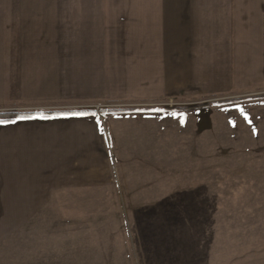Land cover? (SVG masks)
Here are the masks:
<instances>
[{
	"label": "crops",
	"instance_id": "crops-1",
	"mask_svg": "<svg viewBox=\"0 0 264 264\" xmlns=\"http://www.w3.org/2000/svg\"><path fill=\"white\" fill-rule=\"evenodd\" d=\"M260 96L264 0L0 4V112L92 111L0 124V221L34 219L31 206L106 187L122 121L171 122L183 112L171 108L187 101ZM127 99L177 104L108 109Z\"/></svg>",
	"mask_w": 264,
	"mask_h": 264
},
{
	"label": "rangeland",
	"instance_id": "rangeland-1",
	"mask_svg": "<svg viewBox=\"0 0 264 264\" xmlns=\"http://www.w3.org/2000/svg\"><path fill=\"white\" fill-rule=\"evenodd\" d=\"M246 100L187 101L171 122L117 124L106 187L0 221V264H264V96Z\"/></svg>",
	"mask_w": 264,
	"mask_h": 264
},
{
	"label": "trees",
	"instance_id": "trees-1",
	"mask_svg": "<svg viewBox=\"0 0 264 264\" xmlns=\"http://www.w3.org/2000/svg\"><path fill=\"white\" fill-rule=\"evenodd\" d=\"M188 109V108H186ZM92 111H47V112H0V120L15 121L20 116H54L64 114L91 113Z\"/></svg>",
	"mask_w": 264,
	"mask_h": 264
},
{
	"label": "snow or ice",
	"instance_id": "snow-or-ice-1",
	"mask_svg": "<svg viewBox=\"0 0 264 264\" xmlns=\"http://www.w3.org/2000/svg\"><path fill=\"white\" fill-rule=\"evenodd\" d=\"M76 115H86L85 113H77ZM94 115V114H93ZM34 117H26V116H20L18 117V120H26V119H32ZM40 118H44V117H40ZM16 123V121H5V120H0V124H5V123Z\"/></svg>",
	"mask_w": 264,
	"mask_h": 264
}]
</instances>
